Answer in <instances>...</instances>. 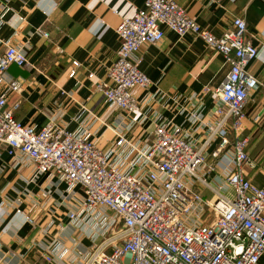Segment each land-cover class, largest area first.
<instances>
[{"label": "built area", "instance_id": "1", "mask_svg": "<svg viewBox=\"0 0 264 264\" xmlns=\"http://www.w3.org/2000/svg\"><path fill=\"white\" fill-rule=\"evenodd\" d=\"M165 30L179 37L193 34L229 65L201 142L171 120L157 119L149 138L124 132L123 114L140 109L135 90L151 84L139 69L138 52L143 44L160 41ZM116 34V58L97 84L107 104L123 116L107 149L98 147L85 125L69 131L52 120L40 128L17 121L18 103H5L21 86L5 71L10 64L29 63L21 46L5 44L0 51V144L33 165L30 182L41 174L55 176L71 199L80 189L82 199L69 219L102 238L66 264H264V188L244 173L251 160L241 126L250 92L259 84L246 71L259 56L246 21L235 16L215 35L177 0H144L132 17L121 19ZM78 65L72 62L70 76ZM196 104L188 110L192 122L200 119ZM62 248L56 240L44 260L53 261Z\"/></svg>", "mask_w": 264, "mask_h": 264}, {"label": "crops", "instance_id": "2", "mask_svg": "<svg viewBox=\"0 0 264 264\" xmlns=\"http://www.w3.org/2000/svg\"><path fill=\"white\" fill-rule=\"evenodd\" d=\"M177 1L215 35L241 16L255 36L259 56L249 62L246 71L259 84L250 92L241 132L248 138L246 151L251 160L244 173L251 183L264 188V0ZM143 2L0 0V51L5 44L21 46L29 63L27 67L10 64L5 71L6 77L21 86L18 93L6 98V107L18 103L13 117L36 128L51 120L69 131L85 125L101 149H107L116 138L123 116L128 124L125 134L136 139L151 137L154 123L160 119L181 125L201 142L213 123L215 91L229 65L193 34L179 37L165 30L160 41L141 46L139 69L151 84L135 90L139 110L122 116L97 90L116 58L119 22L132 17ZM36 28L46 31L47 37ZM73 61L79 65L70 76ZM198 103L200 119L192 122L188 110ZM32 172L28 160L9 154L0 144V264H66L102 238H93L90 227L69 219L68 213L82 199L80 189L71 199L66 185L55 176L41 174L30 182ZM56 240L63 248L56 251L53 261H45L47 248Z\"/></svg>", "mask_w": 264, "mask_h": 264}]
</instances>
